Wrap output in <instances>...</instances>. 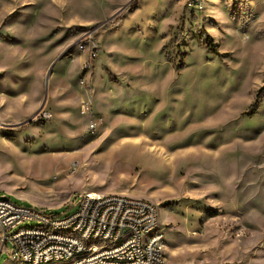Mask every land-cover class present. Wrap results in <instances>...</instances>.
I'll return each mask as SVG.
<instances>
[{
    "label": "rangeland",
    "instance_id": "obj_1",
    "mask_svg": "<svg viewBox=\"0 0 264 264\" xmlns=\"http://www.w3.org/2000/svg\"><path fill=\"white\" fill-rule=\"evenodd\" d=\"M0 18V93L34 83L72 100L18 121L0 95V197L58 215L87 193L145 199L164 264H264V0H0ZM39 19L42 48L20 38ZM90 78L95 133L80 114ZM12 250L0 264H22Z\"/></svg>",
    "mask_w": 264,
    "mask_h": 264
},
{
    "label": "built area",
    "instance_id": "obj_2",
    "mask_svg": "<svg viewBox=\"0 0 264 264\" xmlns=\"http://www.w3.org/2000/svg\"><path fill=\"white\" fill-rule=\"evenodd\" d=\"M87 55L83 74L94 75V61L101 45L89 35L77 43ZM80 86L86 99L81 116L89 117L88 130L95 133L103 119L94 114L93 83ZM44 120L52 114L44 110ZM79 209L72 215L22 206L0 197L2 247L12 244V256L22 264H164V233L156 204L118 195L87 193L80 196ZM37 223L32 227L24 223Z\"/></svg>",
    "mask_w": 264,
    "mask_h": 264
},
{
    "label": "crops",
    "instance_id": "obj_3",
    "mask_svg": "<svg viewBox=\"0 0 264 264\" xmlns=\"http://www.w3.org/2000/svg\"><path fill=\"white\" fill-rule=\"evenodd\" d=\"M1 19V18H0ZM19 22L18 21H12L10 23H8L9 27H8V32L11 33L13 36L17 33L15 32V30L13 29L15 25H17ZM3 22L2 20H0V25H2ZM28 28L25 32V34L23 33L24 36L19 37L22 38V41H28L30 42L32 45H35L36 48L40 46L41 42H44L46 39V28L45 25L43 23V21H41V19L37 20H33L28 22ZM12 27V28H11ZM1 29V28H0ZM1 41V40H0ZM32 50L31 52L33 53V55H30L29 60L30 62L28 63V66H31L34 63V59H40L42 56L44 57V65H46V60H47V55H46V47L45 49H43L40 52H37L38 50ZM37 53V54H36ZM14 83H18V82H14ZM7 88V87H6ZM17 89H15L14 87L11 88V91H6V94L0 93V95L5 96L6 98L13 99L16 101L17 105L19 106V108H17L16 110L13 109H8V113L12 114L13 117H11L12 120H17L18 121L25 115H30L33 114L35 111L39 109H41L42 105H43V101H44V87H41L39 84L36 85L34 83H27L24 87L20 88L19 91H15ZM67 96V95H65ZM65 96H59L56 95V93H53V95H49V101H46V104L44 105V109L46 111L49 110V105L51 103L54 102H59L60 100L63 101L62 106H69L70 104H72V100L70 98H64ZM1 98V97H0ZM4 98V97H3ZM48 102V103H47ZM17 111H19L20 115L22 116H18V114H15ZM20 118V119H19ZM6 117L4 116L3 120H5ZM18 197L23 198L21 196L18 195ZM24 199V198H23ZM3 251V247H2V242L0 239V252Z\"/></svg>",
    "mask_w": 264,
    "mask_h": 264
},
{
    "label": "water",
    "instance_id": "obj_4",
    "mask_svg": "<svg viewBox=\"0 0 264 264\" xmlns=\"http://www.w3.org/2000/svg\"><path fill=\"white\" fill-rule=\"evenodd\" d=\"M61 58H62V57H61ZM50 73H51V69H50V71L47 73L46 83H48V81H49ZM45 103H46V98H45L44 101H43V105H42L41 109H43ZM41 109H40V110H41ZM32 120H33V119L29 120V122L32 121ZM3 198H4V199H8L7 197H3Z\"/></svg>",
    "mask_w": 264,
    "mask_h": 264
},
{
    "label": "trees",
    "instance_id": "obj_5",
    "mask_svg": "<svg viewBox=\"0 0 264 264\" xmlns=\"http://www.w3.org/2000/svg\"><path fill=\"white\" fill-rule=\"evenodd\" d=\"M138 1V0H137ZM208 47H209V45H208ZM264 92V88H263V90H262V93Z\"/></svg>",
    "mask_w": 264,
    "mask_h": 264
},
{
    "label": "bare ground",
    "instance_id": "obj_6",
    "mask_svg": "<svg viewBox=\"0 0 264 264\" xmlns=\"http://www.w3.org/2000/svg\"><path fill=\"white\" fill-rule=\"evenodd\" d=\"M118 63V62H117Z\"/></svg>",
    "mask_w": 264,
    "mask_h": 264
}]
</instances>
